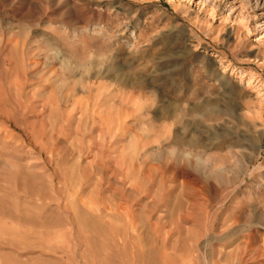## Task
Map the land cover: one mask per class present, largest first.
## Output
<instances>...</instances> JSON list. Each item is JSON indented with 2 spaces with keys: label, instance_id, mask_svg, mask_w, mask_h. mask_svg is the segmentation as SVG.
I'll return each mask as SVG.
<instances>
[{
  "label": "rangeland",
  "instance_id": "1",
  "mask_svg": "<svg viewBox=\"0 0 264 264\" xmlns=\"http://www.w3.org/2000/svg\"><path fill=\"white\" fill-rule=\"evenodd\" d=\"M0 264H264V0H0Z\"/></svg>",
  "mask_w": 264,
  "mask_h": 264
}]
</instances>
